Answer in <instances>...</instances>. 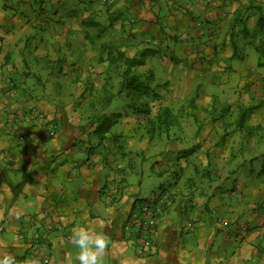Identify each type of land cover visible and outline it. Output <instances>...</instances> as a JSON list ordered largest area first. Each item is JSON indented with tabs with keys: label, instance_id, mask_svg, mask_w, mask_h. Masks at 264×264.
Wrapping results in <instances>:
<instances>
[{
	"label": "crops",
	"instance_id": "crops-1",
	"mask_svg": "<svg viewBox=\"0 0 264 264\" xmlns=\"http://www.w3.org/2000/svg\"><path fill=\"white\" fill-rule=\"evenodd\" d=\"M90 1L0 0V251L19 264H67L72 229L91 224L111 242L104 264H264V67L248 50L264 0H112L98 12L111 25L100 34L82 24ZM120 39L127 56L144 54L137 70L159 86L151 112L177 113L178 137L172 126L150 139L142 114L97 106L109 66L98 46ZM240 107L252 108L250 128L233 122ZM105 117L114 120L102 130ZM147 161L159 175L179 171L138 256L123 223L139 204L131 177ZM176 195L174 221L164 214Z\"/></svg>",
	"mask_w": 264,
	"mask_h": 264
},
{
	"label": "trees",
	"instance_id": "trees-1",
	"mask_svg": "<svg viewBox=\"0 0 264 264\" xmlns=\"http://www.w3.org/2000/svg\"><path fill=\"white\" fill-rule=\"evenodd\" d=\"M36 1L39 2V0ZM106 18L107 19H103L100 22L89 16L87 20L82 21V24L88 25L93 29V32H97V34H100L104 31H107L108 27H111V25L107 24V21L110 20L108 19V17ZM251 36L257 39V43L255 45V50L258 52L257 66L264 67V8L263 11H259V14L257 15L255 27L251 32ZM97 60L98 62H106L109 64L108 70H106V74L108 75V81L106 82L107 88L103 87V89L105 90L104 102L99 104L100 110L103 111L105 108H107L111 103V100L116 95L124 94L125 96H123L124 98H126L124 107L128 108L132 113L142 114L145 117L144 128L148 137L155 140L168 138L171 127L178 122V114L173 112L167 105H159L155 113L152 114V106L150 105V103L153 102V99L158 98V93L156 90L159 86L155 83V77L152 71L148 70L145 72H140L137 70L138 67L144 64V54L139 53L135 56H127L124 52V40H105L102 41L98 46ZM113 83H115V85H113ZM115 86L116 88H118L114 89ZM260 101L264 104V99ZM228 109V105L224 106L221 109V118L227 116L226 112H228ZM251 110V107L239 108L237 118L233 120L236 127L250 128L249 125L246 124V121ZM38 114L39 112L37 113V115ZM51 125H55L56 131L57 124L50 122L48 125V129ZM109 125L110 123L104 124L101 129L104 130L108 128ZM257 126L260 127L261 125L257 124ZM257 126H253L251 128L256 129ZM262 127L264 129V126ZM262 135L264 136L263 133L258 136ZM25 137L23 139H25ZM192 150L193 147L182 151V155L186 156ZM107 187H109V185H107ZM144 199L138 200L141 201ZM50 227L52 228L51 224ZM44 228L46 227L43 225V229ZM38 233L39 232L35 233L34 236L31 237V240H29V246L31 249L38 247L32 246L31 243L32 239Z\"/></svg>",
	"mask_w": 264,
	"mask_h": 264
},
{
	"label": "rangeland",
	"instance_id": "rangeland-1",
	"mask_svg": "<svg viewBox=\"0 0 264 264\" xmlns=\"http://www.w3.org/2000/svg\"><path fill=\"white\" fill-rule=\"evenodd\" d=\"M112 0H107V1H103V0H91L89 3H93L94 8H93V12H95V14H92L91 18H94L95 20L98 21H102L103 19H107L106 17H108L104 12L103 14H99L98 12H100V10H102V8L104 6H109L111 4ZM36 8L43 10L44 6L42 8H40L39 6H36ZM90 30L92 31L93 29L90 28ZM248 50L251 53V56L255 57V63L258 60V52L253 48V46H248ZM253 61V59H251ZM118 88V87H117ZM116 86L114 89H117ZM124 95V94H123ZM123 95H116L111 103L109 104V106L107 108L104 109V112L110 113V112H114L115 109H125L124 104L126 101V98H124ZM97 106L99 107V105L97 104ZM114 120L113 117H105L102 119L100 125H104L107 123H112V121ZM179 119L177 124H174L173 126L175 127V133L177 135V137L180 135L179 133H177L179 130H177V128L179 127ZM110 126V125H109ZM108 129V128H106ZM104 129V130H106ZM56 134V133H55ZM53 137V136H52ZM142 176H135L132 175V179L133 180H137V184H139L137 187V195H138V199H144V198H149L159 192H161L162 190L168 191L169 194L174 191L175 188V181L177 180L175 178L176 174H178V169H171L170 172H168L166 175H159L156 173H153L151 171V167L149 162H145L142 165ZM180 200H182V197L180 195H176V198L174 200V202L171 204V211L169 213H165L164 215L167 216L168 214L172 215L173 220L177 221V213L175 211V209H178L177 206H180ZM138 203L140 200H137ZM181 209V208H179ZM164 216V217H165ZM159 217V216H158ZM158 219V218H157Z\"/></svg>",
	"mask_w": 264,
	"mask_h": 264
},
{
	"label": "built area",
	"instance_id": "built-area-1",
	"mask_svg": "<svg viewBox=\"0 0 264 264\" xmlns=\"http://www.w3.org/2000/svg\"><path fill=\"white\" fill-rule=\"evenodd\" d=\"M55 133V125L49 126L48 135L52 137L55 135ZM24 137L25 134H21L20 136H18L19 139H23ZM168 200V191H161L149 198L141 200L137 205L138 207L130 213L128 218L123 223V230L129 236L135 237L134 249L138 256H146L147 254H149L153 242L151 238V233L157 226V218L162 208V205L167 203ZM190 225L191 224H188V226ZM50 229V225H47L46 229L39 232L32 239V246H40L44 244L48 240V231Z\"/></svg>",
	"mask_w": 264,
	"mask_h": 264
},
{
	"label": "clouds",
	"instance_id": "clouds-1",
	"mask_svg": "<svg viewBox=\"0 0 264 264\" xmlns=\"http://www.w3.org/2000/svg\"><path fill=\"white\" fill-rule=\"evenodd\" d=\"M3 219V211H0V220ZM69 241L76 251L74 255L67 257V264H104L111 243L103 230H98L91 224L74 227ZM0 248L6 249L7 245H0ZM0 264H19V262L11 252L5 250L0 251ZM23 264H41V261L37 257H27Z\"/></svg>",
	"mask_w": 264,
	"mask_h": 264
}]
</instances>
